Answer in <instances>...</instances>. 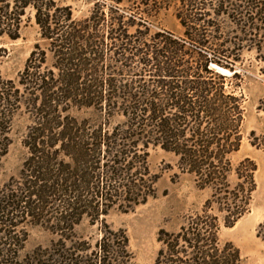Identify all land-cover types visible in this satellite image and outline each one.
<instances>
[{
    "label": "trees",
    "instance_id": "16d2710c",
    "mask_svg": "<svg viewBox=\"0 0 264 264\" xmlns=\"http://www.w3.org/2000/svg\"><path fill=\"white\" fill-rule=\"evenodd\" d=\"M172 3L180 33L159 24ZM26 17L41 42L16 79L0 70V264H133L107 217L156 197L158 148L177 158L174 179L191 176L208 197L178 230H159L154 264H241L220 232L257 190L256 162L232 156L246 117L237 66L246 52L264 61V0H0L1 37L20 38ZM22 115L27 157L5 178ZM85 220L100 238L78 234ZM35 228L53 239L27 251Z\"/></svg>",
    "mask_w": 264,
    "mask_h": 264
},
{
    "label": "rangeland",
    "instance_id": "374dc122",
    "mask_svg": "<svg viewBox=\"0 0 264 264\" xmlns=\"http://www.w3.org/2000/svg\"><path fill=\"white\" fill-rule=\"evenodd\" d=\"M172 5L163 8L159 24L166 29L180 33L181 23L175 16ZM90 5L79 3L77 16H84ZM35 19L23 20L21 36L17 39L1 37L0 35V70L9 79H16L25 67L35 44L41 42V34ZM220 72L225 74L217 65ZM220 69H219V68ZM227 70V69H224ZM237 71L244 80L241 90L245 95L246 117L243 125V140L241 149L232 156L235 164L246 157L253 159L258 165L255 174L257 190L253 194L252 208L234 227H222L220 239L223 244L233 242L239 249L241 264H264V242L258 237V227L264 221V61L257 59L255 52H246L243 62L238 64ZM30 121L27 115L17 118L12 137L14 142L5 160L4 177L18 174L27 157V150L22 140ZM150 163L152 170L160 175L157 184V195L146 205L138 206L134 211L124 213L113 211L107 217V224L114 230L124 229L130 238V248L135 255L133 264H154L160 244L159 230L176 231L187 215L199 211L203 207L208 194L199 191L189 175L174 179L178 171L177 158L164 152L161 148L151 151ZM80 235L93 240L101 237L99 225H90L85 220L77 227ZM53 239L43 228L31 231L27 251H33L39 246H45Z\"/></svg>",
    "mask_w": 264,
    "mask_h": 264
},
{
    "label": "water",
    "instance_id": "95a60500",
    "mask_svg": "<svg viewBox=\"0 0 264 264\" xmlns=\"http://www.w3.org/2000/svg\"><path fill=\"white\" fill-rule=\"evenodd\" d=\"M219 68V67H218ZM220 69V68H219ZM221 71H223V72H227V73H230V71H228V70H224V69H220Z\"/></svg>",
    "mask_w": 264,
    "mask_h": 264
}]
</instances>
